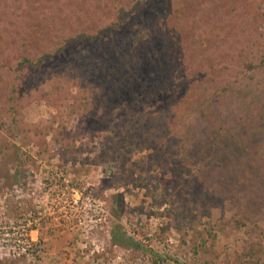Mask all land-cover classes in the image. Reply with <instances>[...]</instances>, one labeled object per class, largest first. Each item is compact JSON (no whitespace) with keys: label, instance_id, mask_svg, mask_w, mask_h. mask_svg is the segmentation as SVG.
I'll return each instance as SVG.
<instances>
[{"label":"rangeland","instance_id":"374dc122","mask_svg":"<svg viewBox=\"0 0 264 264\" xmlns=\"http://www.w3.org/2000/svg\"><path fill=\"white\" fill-rule=\"evenodd\" d=\"M84 58L101 97L79 125L37 98ZM11 97L29 126L58 117L78 153L49 135L43 160L0 130L21 150L0 155L1 264H264V0H0V122ZM141 121L159 138L139 143Z\"/></svg>","mask_w":264,"mask_h":264},{"label":"trees","instance_id":"16d2710c","mask_svg":"<svg viewBox=\"0 0 264 264\" xmlns=\"http://www.w3.org/2000/svg\"><path fill=\"white\" fill-rule=\"evenodd\" d=\"M126 10L125 8L121 7L116 13V21L111 24V28L113 30H118L126 21ZM146 33L139 32L134 38L132 47L137 48L142 44L145 39L147 38ZM94 36L93 35H85L81 34L79 36H75L73 39H67L65 42L69 41H77V39H86L90 40ZM66 44H62L60 47L56 48L53 54H46L40 57L37 60V64L40 65L45 59L51 60L54 56L59 55L63 49L65 48ZM89 59L84 58L81 61L77 62L73 67H71L70 71H65L63 73L58 74L47 86L39 91L37 101L43 102L47 107L59 111L61 108L66 110V115L68 119H73L80 125L83 121H88L90 118V113L95 109L97 104L100 102V92L98 90L99 84L95 81H91L85 86L80 84L83 77L87 75V73H83L84 64H89ZM22 63H29L28 59L24 58ZM20 63V65H22ZM82 86V87H81ZM72 87H80V89L74 94L70 91ZM11 105L8 108V117L6 121L0 122V130L6 133V135L12 139L18 140L19 138L22 140L23 144L26 145L28 143H33L38 147V151L36 156L41 159H49L54 156L49 155L50 148L46 144V138L49 135L52 136L50 144L55 148V153L60 154L65 162L70 158L75 157V154L78 153L75 147L76 139L73 137L72 133L67 131L63 125L57 124V118L53 117L49 124L47 125H35L29 126L23 120V114L21 110H16V106L13 105L14 98H10ZM13 102V103H12ZM138 123V122H137ZM142 126L146 127L144 130V135L138 138L139 143H144L147 140H155L159 138L160 130L156 131L158 125L156 122L155 124H149L146 121H141ZM140 125V124H139ZM138 127H142L139 126ZM56 128V129H55ZM135 127L133 126V129ZM132 129V130H133ZM19 139V140H20ZM123 141V144L117 148L120 150L121 155L126 157L128 154L131 153L132 148L135 146L133 139H128L125 137H120ZM4 142V137L0 139V143ZM20 149V147H19ZM15 147V145L8 143L6 145H0V155H13L18 156L19 150ZM18 153V154H15ZM22 152H20L21 154ZM117 154L113 150L111 154L106 153L104 157L100 159L102 163H107L111 155ZM48 156L47 158H45ZM31 159L30 157H28ZM26 159V158H25ZM22 163V162H21ZM20 164V163H19ZM80 174V172H76ZM20 169H17L15 173L9 176V180H18L21 179ZM116 210V209H115ZM118 211V210H116ZM115 214L112 211L115 217H118V214ZM119 212V211H118ZM117 212V213H118ZM112 241L115 245L124 247V248H132V249H139V244L136 243L132 238H129L125 232L120 230H116V227L112 230ZM152 255H155L152 252ZM155 257V262H161V258L159 256ZM1 264V263H0Z\"/></svg>","mask_w":264,"mask_h":264}]
</instances>
